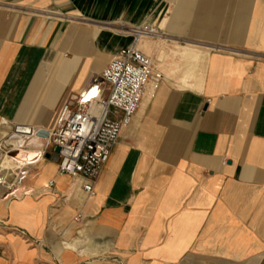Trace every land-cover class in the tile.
Instances as JSON below:
<instances>
[{"label":"crops","instance_id":"1","mask_svg":"<svg viewBox=\"0 0 264 264\" xmlns=\"http://www.w3.org/2000/svg\"><path fill=\"white\" fill-rule=\"evenodd\" d=\"M144 23L193 71L145 94L93 196L52 157L0 189V264H264V0H0V125L55 130Z\"/></svg>","mask_w":264,"mask_h":264},{"label":"built area","instance_id":"2","mask_svg":"<svg viewBox=\"0 0 264 264\" xmlns=\"http://www.w3.org/2000/svg\"><path fill=\"white\" fill-rule=\"evenodd\" d=\"M130 36L132 42L120 50L107 64L98 77L65 103L53 131L27 125H0L6 130L5 142L0 153L17 158L33 146L34 140H43L42 151L27 165H20L11 173L0 170V187L3 192L14 194L16 187L28 177L27 167L37 164L48 154L57 153V171L60 175L80 178L84 181L83 191L94 195V183L102 167L108 162L110 151L124 130L130 127L146 93H155L164 74L152 59L138 49L145 40L163 38L160 29L153 24H140L121 31ZM9 141V143H7ZM2 155V156H5ZM0 156V158L2 157ZM53 181L48 182L52 188ZM78 215L74 221L78 222Z\"/></svg>","mask_w":264,"mask_h":264},{"label":"rangeland","instance_id":"3","mask_svg":"<svg viewBox=\"0 0 264 264\" xmlns=\"http://www.w3.org/2000/svg\"><path fill=\"white\" fill-rule=\"evenodd\" d=\"M163 46H164V44L161 43L160 41L156 45L153 40H145V41L141 42L138 49L141 50L144 54L148 55L149 57H152L154 65L160 71H162V73L164 75H167V77H169V78H173L174 80H178V78H179L178 76L180 74L182 75L183 73H185L186 69H191L193 71L194 68L192 65H193L194 61H192L191 56H193L194 53L193 52L191 53L192 48L187 47V48H185L186 50H184V49L181 50V48L171 49L170 50V53L172 55L171 57L174 56L177 59L173 63V62H170L169 59L166 57V53L169 51L166 52L164 50ZM154 48H158V53L156 56L153 57L152 56V50ZM188 53H190L189 57L187 55H185ZM182 55H185V56H182ZM182 58H184V59L182 60ZM180 64H182V65L180 66ZM186 64L190 65V66H187L188 67L187 68V67H185ZM189 73L192 74V72H188L187 74H189ZM2 155H5V154H3V152H2V153H0V156H2Z\"/></svg>","mask_w":264,"mask_h":264},{"label":"bare ground","instance_id":"4","mask_svg":"<svg viewBox=\"0 0 264 264\" xmlns=\"http://www.w3.org/2000/svg\"><path fill=\"white\" fill-rule=\"evenodd\" d=\"M160 39H162V38H160ZM182 48H181V50H182ZM184 50H186V49H184ZM194 56H195L194 54H193V56H191L192 60L194 59ZM191 76L193 77V75L191 73L187 74L185 76V78L183 79V83H185V80L188 79ZM188 86H189V84H188ZM4 136H5V134L0 131V141H2L0 143V146H2L3 143L5 142V140H3ZM7 143H9V141ZM13 155L16 156L17 158L8 157L6 160L1 161L2 163L0 164V170L2 172L11 173L12 170H15V168L17 167V164H16V162H14V160H16L18 163H20V165H27V164H30L28 161L34 157V154H27V155L24 154V150L21 151V153L15 152ZM12 159H14V160H12ZM0 189L3 190V187H0ZM11 195H13V194H8L7 196H11Z\"/></svg>","mask_w":264,"mask_h":264},{"label":"water","instance_id":"5","mask_svg":"<svg viewBox=\"0 0 264 264\" xmlns=\"http://www.w3.org/2000/svg\"><path fill=\"white\" fill-rule=\"evenodd\" d=\"M58 152H59V149L57 148L55 154H53L52 156H50V155H46L45 157H46V158H50V157H52L53 160L57 161V153H58Z\"/></svg>","mask_w":264,"mask_h":264}]
</instances>
